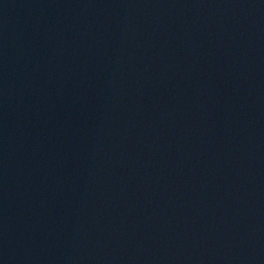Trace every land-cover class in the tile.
Returning <instances> with one entry per match:
<instances>
[{
	"label": "water",
	"instance_id": "obj_1",
	"mask_svg": "<svg viewBox=\"0 0 264 264\" xmlns=\"http://www.w3.org/2000/svg\"><path fill=\"white\" fill-rule=\"evenodd\" d=\"M0 264H264V0H0Z\"/></svg>",
	"mask_w": 264,
	"mask_h": 264
}]
</instances>
